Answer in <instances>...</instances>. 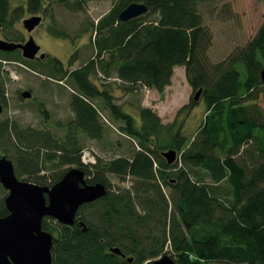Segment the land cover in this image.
I'll return each instance as SVG.
<instances>
[{
  "label": "trees",
  "instance_id": "16d2710c",
  "mask_svg": "<svg viewBox=\"0 0 264 264\" xmlns=\"http://www.w3.org/2000/svg\"><path fill=\"white\" fill-rule=\"evenodd\" d=\"M88 1L53 0L72 11L84 10ZM212 1L113 0L92 24L91 58L76 68L77 50L67 62L50 54L39 60L42 74L66 79L65 87L72 89L73 118L64 139L20 128L10 119L0 121V154L14 152L19 175L52 186L62 172L52 177L40 173L47 161H60L83 169L87 183L108 188L103 197L79 208L74 225L44 218L43 228L53 234V264H150L164 254L180 264H264V107L253 102L264 93V20L245 47L211 63V35L200 8ZM131 3H144L148 11L120 21V12ZM48 9L46 0H0L2 35L22 42L24 35L16 26L20 19L48 15ZM50 29L55 36H67L56 26ZM1 53L4 59L35 67L20 50ZM176 66L185 67L193 90L202 89L206 105L202 122L190 136L185 118L179 117L183 111L187 117L198 103L194 99L167 124L151 107L116 102L117 90L135 94L145 86L163 92ZM100 73L118 78L119 84L111 90ZM95 101L119 131L134 140L131 156L105 160L93 148H82L79 132L91 139H102L104 133ZM38 110L48 118L49 111L42 106ZM170 149L177 152L173 163L163 155ZM84 150L91 151L96 162L85 164ZM109 175L120 182L132 179V184L114 187ZM162 186L172 189L169 198ZM8 213L0 196V217ZM78 220L86 223V230ZM111 247L126 256L111 252Z\"/></svg>",
  "mask_w": 264,
  "mask_h": 264
},
{
  "label": "rangeland",
  "instance_id": "374dc122",
  "mask_svg": "<svg viewBox=\"0 0 264 264\" xmlns=\"http://www.w3.org/2000/svg\"><path fill=\"white\" fill-rule=\"evenodd\" d=\"M48 2V15L43 12L38 13L43 16V21L32 33H28L23 27L22 20L31 15H26L18 22L17 29L24 35V42L32 34L41 45V51L67 62L75 53H78V60L72 68L82 65L83 62L91 58L95 53L94 36L92 24H97L98 20L105 15L112 6L113 0H90L82 11L69 10L67 7ZM204 25L207 26L211 35L207 47V59L211 63L225 60L239 48H243L254 37L264 20V0H215L210 4H204L200 8ZM53 26L67 32L66 38L55 36L51 29ZM0 38H5L0 30ZM5 54L0 52V57ZM22 55V53H21ZM23 57V56H22ZM40 58L32 61L36 67H31L20 61L5 62L2 65L1 77L5 78V91L3 95L7 99V108L0 114V121L10 119L17 122L20 128H33L37 131H47L58 139L66 136L67 123L73 118L70 106L71 91L65 87L68 81L63 79L49 80L46 74H42V67L39 64ZM11 72L18 74L16 80L11 78ZM104 84L110 89L116 88V83L120 80L115 77H105L100 73ZM115 86V87H114ZM29 89L35 94V100H21L19 92ZM139 93H126L117 90L118 104L131 105L134 102L137 106L151 107L160 116L162 123H172L179 114V110L191 102L196 91L190 86L186 78L184 66H176L170 85L166 86L163 92L156 89H148L144 86ZM196 101V100H195ZM258 102L264 107V93H261ZM43 103L49 108L48 118L44 117L37 106ZM101 110L100 119L104 124L102 139H91L79 132L78 138L82 148L90 147L97 152V156L105 160L118 157L120 155L131 156L135 144L133 139L119 131V125L115 123L107 111L95 101ZM206 109L202 94L188 113L187 117L183 111L179 119L185 118V133L190 136L197 125L202 122ZM10 150L11 147L6 146ZM14 152L2 154L9 157L14 167L16 163L12 158ZM59 160L58 158H56ZM60 162V161H59ZM58 161L46 162L45 169L40 175L52 177L53 174H64L67 170L77 167L75 164H61ZM17 177L21 180L34 179L30 175H19L15 168ZM112 185L115 187L131 186L132 179L120 182L114 175H109ZM35 183V182H34ZM1 185V184H0ZM162 191L169 198L171 190L167 186L161 187ZM8 191L1 186L0 196L6 197ZM51 220V219H50ZM53 224V222H50ZM170 250L165 245L164 251ZM153 260V259H152Z\"/></svg>",
  "mask_w": 264,
  "mask_h": 264
},
{
  "label": "water",
  "instance_id": "95a60500",
  "mask_svg": "<svg viewBox=\"0 0 264 264\" xmlns=\"http://www.w3.org/2000/svg\"><path fill=\"white\" fill-rule=\"evenodd\" d=\"M148 11L144 3H131L119 14L120 21L127 22ZM43 17L38 14L26 17L22 24L28 33L41 25ZM21 50L28 60L45 59L47 53L41 51V45L32 34L24 42H15L0 38V51L13 52ZM264 82V69L262 70ZM199 89L194 99L200 98ZM24 98H31L32 92H22ZM2 106L0 105V112ZM168 163H173L177 152L170 149L164 152ZM0 184L8 191L5 204L6 216L0 217V264H53V234L43 228L46 217L53 218L64 225H73L81 206L91 203L107 192L104 183L88 184L85 172L79 167L67 170L63 177L52 186H43L17 177L14 163L6 156L0 157ZM79 225L87 229L82 220ZM111 251L122 254L119 247ZM129 261L133 258L129 257ZM151 264H180L169 255H164Z\"/></svg>",
  "mask_w": 264,
  "mask_h": 264
},
{
  "label": "flooded vegetation",
  "instance_id": "af4514ba",
  "mask_svg": "<svg viewBox=\"0 0 264 264\" xmlns=\"http://www.w3.org/2000/svg\"><path fill=\"white\" fill-rule=\"evenodd\" d=\"M23 21V20H22ZM0 52H2V51H0ZM24 59H26V58H24ZM26 60H28V59H26ZM10 61H15V60H9V59H4L3 57H0V85H1V82H3L4 84H5V78H2L1 77V72L3 71L2 70V65H3V63H5V62H10ZM18 63H20V61L18 62ZM18 76V74H16L15 72H11V78L13 79V80H16L15 79V77H17ZM49 76H47V78H48ZM49 80H56V79H54V78H48ZM25 90H29V89H24V90H21L20 92H19V98L21 99V100H35L34 98H35V94L31 91V90H29V91H31L32 92V97L31 98H24L23 96H22V92L23 91H25ZM4 91H5V87H4V85H3V87H0V105L2 106V111L0 112V114L1 113H3L4 111H5V109L7 108V99H6V97L3 95V93H4ZM1 94L3 95V97H2V99H1ZM39 106H42V107H44V109L45 110H47V111H49L48 109V107L46 108L45 107V105L44 104H41V103H39L38 104ZM37 108H38V106H37ZM2 156H6V155H4V154H2L1 155V157ZM7 157V156H6ZM7 158H9V157H7ZM10 159V158H9Z\"/></svg>",
  "mask_w": 264,
  "mask_h": 264
},
{
  "label": "built area",
  "instance_id": "2783aa9c",
  "mask_svg": "<svg viewBox=\"0 0 264 264\" xmlns=\"http://www.w3.org/2000/svg\"><path fill=\"white\" fill-rule=\"evenodd\" d=\"M82 158L85 162H89L93 160V157L91 156V153L89 151H84Z\"/></svg>",
  "mask_w": 264,
  "mask_h": 264
},
{
  "label": "crops",
  "instance_id": "0c3cea01",
  "mask_svg": "<svg viewBox=\"0 0 264 264\" xmlns=\"http://www.w3.org/2000/svg\"><path fill=\"white\" fill-rule=\"evenodd\" d=\"M118 92H116V94H117Z\"/></svg>",
  "mask_w": 264,
  "mask_h": 264
},
{
  "label": "clouds",
  "instance_id": "9594fccd",
  "mask_svg": "<svg viewBox=\"0 0 264 264\" xmlns=\"http://www.w3.org/2000/svg\"><path fill=\"white\" fill-rule=\"evenodd\" d=\"M83 155V154H82Z\"/></svg>",
  "mask_w": 264,
  "mask_h": 264
}]
</instances>
